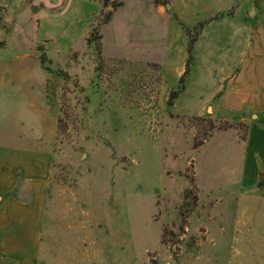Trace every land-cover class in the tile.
I'll list each match as a JSON object with an SVG mask.
<instances>
[{
	"label": "rangeland",
	"instance_id": "374dc122",
	"mask_svg": "<svg viewBox=\"0 0 264 264\" xmlns=\"http://www.w3.org/2000/svg\"><path fill=\"white\" fill-rule=\"evenodd\" d=\"M247 8V0H0V156H12L0 167L38 174L49 157L42 261L264 264V197L242 187L233 134L206 145L207 124L189 116L218 106L217 69L237 65L227 47ZM188 31L198 35L195 63L169 108ZM100 35L99 47L89 44ZM206 117L244 136L245 125Z\"/></svg>",
	"mask_w": 264,
	"mask_h": 264
},
{
	"label": "crops",
	"instance_id": "0c3cea01",
	"mask_svg": "<svg viewBox=\"0 0 264 264\" xmlns=\"http://www.w3.org/2000/svg\"><path fill=\"white\" fill-rule=\"evenodd\" d=\"M247 4L245 24L235 28L227 47L228 50L237 52V65L228 74L227 63L217 69L219 88L224 84V91L217 95L218 106L210 107L206 103L201 112L189 113V116L202 117L209 114L211 109L216 120L234 121L245 125L243 137L237 129L219 132L206 145L220 134L232 133L234 143L240 150L239 158H243L242 187L247 188L246 192L249 194H260L264 197V189L259 188L261 176H264V0H247ZM169 7L168 4L160 5V13L166 15V9ZM105 57L148 62L139 57L112 54ZM230 67L228 66V69ZM184 72L185 68L181 74ZM227 116L232 117V120ZM7 158L12 156L9 157L7 153L5 157L0 156V163L5 162ZM1 169L2 166L0 264H52L40 259L45 218L44 190L51 173L49 157L38 174L19 170L18 175H7L3 174ZM20 178L23 179L21 186Z\"/></svg>",
	"mask_w": 264,
	"mask_h": 264
},
{
	"label": "trees",
	"instance_id": "16d2710c",
	"mask_svg": "<svg viewBox=\"0 0 264 264\" xmlns=\"http://www.w3.org/2000/svg\"><path fill=\"white\" fill-rule=\"evenodd\" d=\"M106 6H107V3H106ZM118 7H120V4L112 6V9L114 10V9H116ZM110 20H111V13H109L108 15L105 16L103 21L99 24V27H101L102 25L108 24L110 22ZM188 38H189V43H188V48H187L188 60H187V63H186L185 72H184L183 76L180 79L178 90H176V91L172 90L171 93H170L169 100H168V107L169 108H173L174 107V104H175L176 100L184 92L186 79L189 76V74L191 72V68H192V66L195 63V58L193 56V52H194V46H195V44L197 42L198 35L196 34L195 36H192L191 33L188 31ZM102 39L103 38H102L101 35L97 36V37L93 36V37H91L89 39V44L90 45L95 44V47H99V45L97 43H98V41H100ZM0 45L4 46L3 43L2 44L0 43ZM97 60L101 64L105 62V59L102 57V55L100 53H98ZM41 64H42V66L44 67V69L46 71H49V69L46 67L45 57H43L41 59ZM153 67H155L157 69V71H161V66L160 65L153 64ZM197 120L203 121L204 123L207 124V126L205 128V131H206L205 133L208 134V139L209 140L213 137L214 132H226V131L232 129L231 126H224V127L215 126V124L213 123L212 119H210L209 117H206V118L198 117ZM206 142H208V141H206ZM197 148H198V146L195 145L194 149H197ZM263 182H264V176H261V180H260V183H259V188H261V189H264V183Z\"/></svg>",
	"mask_w": 264,
	"mask_h": 264
},
{
	"label": "water",
	"instance_id": "95a60500",
	"mask_svg": "<svg viewBox=\"0 0 264 264\" xmlns=\"http://www.w3.org/2000/svg\"><path fill=\"white\" fill-rule=\"evenodd\" d=\"M210 111H211V109H210ZM210 111H209V114H212V111L211 112Z\"/></svg>",
	"mask_w": 264,
	"mask_h": 264
}]
</instances>
